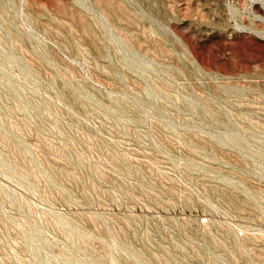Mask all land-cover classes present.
Segmentation results:
<instances>
[{
  "label": "rangeland",
  "instance_id": "obj_1",
  "mask_svg": "<svg viewBox=\"0 0 264 264\" xmlns=\"http://www.w3.org/2000/svg\"><path fill=\"white\" fill-rule=\"evenodd\" d=\"M0 264H264V0H0Z\"/></svg>",
  "mask_w": 264,
  "mask_h": 264
}]
</instances>
